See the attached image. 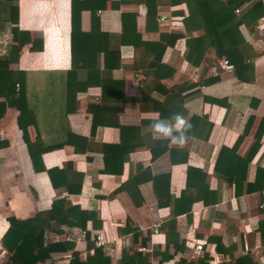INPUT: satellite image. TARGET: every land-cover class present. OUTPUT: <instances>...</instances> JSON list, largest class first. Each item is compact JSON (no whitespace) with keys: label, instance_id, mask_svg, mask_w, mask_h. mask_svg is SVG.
<instances>
[{"label":"crops","instance_id":"crops-1","mask_svg":"<svg viewBox=\"0 0 264 264\" xmlns=\"http://www.w3.org/2000/svg\"><path fill=\"white\" fill-rule=\"evenodd\" d=\"M255 1H244L235 13L223 7L228 0L208 6L200 0H99L93 13L80 11L72 38L70 0L0 6V54L12 44V26L30 36L0 79L15 78L34 121L26 127L28 138L37 136L47 149L32 165L16 125L18 110L6 107L0 117V142H6L0 147V237L7 216L26 219L62 198L42 229L50 252L43 264H72V252L83 262L98 246L96 234L109 264L136 263L134 253L142 264H260L264 15L254 23L246 12ZM204 11L230 44L243 41L240 54L251 68L217 65L214 35L204 39ZM188 42L201 56L197 65L184 57ZM109 48L118 50L115 67L104 54ZM173 111L194 125L182 149L148 128ZM72 206H78L74 215L67 209ZM197 241L199 251L193 249ZM6 256L0 244V264Z\"/></svg>","mask_w":264,"mask_h":264},{"label":"trees","instance_id":"trees-1","mask_svg":"<svg viewBox=\"0 0 264 264\" xmlns=\"http://www.w3.org/2000/svg\"><path fill=\"white\" fill-rule=\"evenodd\" d=\"M77 1L78 0H70V19H71L70 20V23H71L70 38H72L73 31L77 30L75 27L78 25V22H79L80 11L83 9H86L90 11L91 13H93L98 8V4H99V0H91V2L89 3L91 4L90 6L86 8L84 7L78 8L75 5ZM200 1H203V4L206 6H208L211 2V0L210 1L200 0ZM244 1L246 0H228L229 3L224 4L223 7L226 10H229L232 12H235L234 10L237 9L236 12H238L239 9L237 8V6H239L241 3H244ZM6 5H9L10 7L12 5L15 6L16 0H0V6H6ZM200 10H202V8H200ZM206 10H208V8H205V11ZM250 10H247L246 12H249L250 15L253 16L252 19H253V22L255 23V21L259 19L260 16L264 15V8H263L262 0H256L254 4H252V7L250 8ZM188 11L189 12L191 11L190 8ZM205 11L200 12L201 15H203L208 21L207 28L204 31V39L205 37H208V38L211 37L212 39L214 35V39L212 40L215 42L213 43H214V46L216 47L215 49H216L217 56L220 58L223 57L227 59L236 68L238 67L245 68L247 67V65L248 67H250L251 66L250 64H245L240 54L239 47L241 46L243 41L242 40H241L242 42L239 41L240 45L238 44V42L235 44H230L227 38L224 37L225 36L224 34L222 35V34L217 33L218 29H222V28H219V26L215 23V21H210L211 17L207 18V16L210 14ZM212 13H215V12L213 11ZM213 18L215 17L213 16ZM237 18L238 19H236L235 27L238 26L242 21L241 16L238 15ZM233 19H235V17ZM10 23L16 24V21L11 20ZM10 33H11L12 44H10L8 49L4 50L0 54V70L6 69L9 63L15 62L18 57L20 45L24 43H28L30 41L29 33L19 31L16 28V26H12L10 28ZM198 39L202 40L200 38ZM197 42L200 43L199 41ZM194 44L195 42H192V43L188 42V47L186 48V53L184 54V57L192 65H197L201 56L196 55L195 53L196 48L194 47ZM104 54L112 55V58L114 59L112 67H115L119 64L118 50H113L109 48L107 51L104 52ZM108 69H111V68H108ZM14 84H15V78L13 77L9 78L8 80L0 79V117H2L6 107H16L17 108L18 115L16 117V125L21 131V138L24 144L26 145L29 158L33 165L34 158L40 157V154L46 151L47 149L41 146V143L37 136H35V139L33 140V142L29 140L26 127L28 124H33L34 122L33 117L30 111L26 109L25 101L21 99L22 98L21 91L19 90L17 91ZM261 121L264 122L263 119H261ZM118 127H119V130L122 129V131L128 129L127 126H123V125H119ZM240 138L241 137H238V139L235 141L236 144L239 142ZM258 141H259V138H256L254 142L252 143L246 155V158H245L246 164L250 161L251 157L253 156L256 149L258 148ZM5 143L6 142H0V147L3 146ZM37 169L45 170L48 175L51 173V170L53 171V169H44V167H37ZM55 169L57 170V168ZM49 179L51 181L50 177ZM62 200H63L62 198L52 200L50 204V208L48 210L44 212H37L32 217H29L26 219H19L14 216L6 217L8 226L0 237V244H1V247L5 250L7 256H6V260L1 264H43L44 263V260L46 259L47 255H49L50 252L47 246L42 245V241H41L42 240L41 237L43 233L42 229L48 226L49 219H51L52 214H54L57 211V202H61ZM67 209L69 210V212L71 211L72 215H74L73 212L75 211L78 212V206L68 207ZM90 213H91L90 220L93 222L95 215L93 211H91ZM74 223L76 225H80L81 227L84 226V220L80 224V218H78L77 220V216H75ZM258 229H259L260 239L262 240L264 244V218L259 222ZM88 243L89 245L91 244V242L89 241ZM173 244H175L176 250L181 249V247L177 245L176 243H173ZM215 249H219V247L216 245ZM72 255H73V259H71L72 264H109V261H108L109 259L107 257H104L101 254L99 246H96L93 249V253L90 256L86 257V259L83 262H77L76 252H72ZM207 256L208 255L203 254L202 258L207 259ZM133 258H135V262H136L133 264H142L141 263L142 258L139 256L138 253H134ZM162 258L167 259L168 255H162ZM179 260L180 262H182V264H189V263L183 262L181 259ZM125 264H129V262ZM146 264L148 263L146 262ZM219 264H228V263H219ZM248 264H253V263L249 262Z\"/></svg>","mask_w":264,"mask_h":264},{"label":"clouds","instance_id":"clouds-1","mask_svg":"<svg viewBox=\"0 0 264 264\" xmlns=\"http://www.w3.org/2000/svg\"><path fill=\"white\" fill-rule=\"evenodd\" d=\"M193 123L181 111H173L166 118L153 120L148 128L154 138L167 140L177 148H183L191 138Z\"/></svg>","mask_w":264,"mask_h":264},{"label":"built area","instance_id":"built-area-1","mask_svg":"<svg viewBox=\"0 0 264 264\" xmlns=\"http://www.w3.org/2000/svg\"><path fill=\"white\" fill-rule=\"evenodd\" d=\"M262 3H263V7H264V0H262ZM235 12L237 11V9L234 10ZM160 19H162V17H159ZM261 46L262 48L264 49V39L261 40ZM217 65L225 70V71H231L232 68H233V65L225 58H220L218 61H217ZM15 86H17V84H15ZM260 205H263V202L260 203ZM156 227H157V224H154L153 225V231L156 232ZM83 235V234H81ZM94 242L96 245L100 246L102 245V239H101V236L99 234H96L95 236V239H94ZM202 247V242L200 241H197L195 244H194V250L195 251H199ZM260 264H264V257L260 259Z\"/></svg>","mask_w":264,"mask_h":264}]
</instances>
